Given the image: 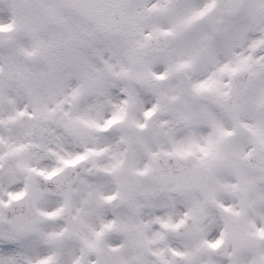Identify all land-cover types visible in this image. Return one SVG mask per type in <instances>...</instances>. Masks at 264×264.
I'll return each mask as SVG.
<instances>
[{"label": "snow or ice", "instance_id": "6c2138e0", "mask_svg": "<svg viewBox=\"0 0 264 264\" xmlns=\"http://www.w3.org/2000/svg\"><path fill=\"white\" fill-rule=\"evenodd\" d=\"M0 264H264V0H0Z\"/></svg>", "mask_w": 264, "mask_h": 264}]
</instances>
